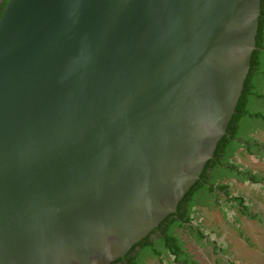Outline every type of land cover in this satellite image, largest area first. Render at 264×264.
<instances>
[{"label":"water","instance_id":"obj_1","mask_svg":"<svg viewBox=\"0 0 264 264\" xmlns=\"http://www.w3.org/2000/svg\"><path fill=\"white\" fill-rule=\"evenodd\" d=\"M260 4L7 0L0 264H110L175 213L235 112Z\"/></svg>","mask_w":264,"mask_h":264},{"label":"rangeland","instance_id":"obj_2","mask_svg":"<svg viewBox=\"0 0 264 264\" xmlns=\"http://www.w3.org/2000/svg\"><path fill=\"white\" fill-rule=\"evenodd\" d=\"M234 161L238 167H247L255 175L264 174L263 154L261 159L238 154L233 157ZM235 179L227 183L230 200L221 196L212 198L209 205L194 207L191 222L198 229V236L181 230L186 249L197 264H264V228L252 219L255 214L252 217L243 215L244 209L264 214V190L240 175ZM209 242L223 259L211 249ZM164 260L173 262L169 256ZM158 261L148 259L145 264H159Z\"/></svg>","mask_w":264,"mask_h":264},{"label":"trees","instance_id":"obj_3","mask_svg":"<svg viewBox=\"0 0 264 264\" xmlns=\"http://www.w3.org/2000/svg\"><path fill=\"white\" fill-rule=\"evenodd\" d=\"M6 2L7 0H3L0 4V14ZM260 6L261 13L256 34V49L252 53L250 69L245 79L235 112L227 127L226 134L218 141L213 157L204 167L201 174L202 177L200 176L178 203L176 212L168 215L161 221L157 228L132 247V251L136 248L139 249L137 260L139 263L144 262L147 256L158 258L162 253H166L173 259V262L166 260L165 264H177L178 262H182L183 264H197L195 261H192L191 255L185 248L186 241L183 239L181 230H187L192 235L198 236L199 232L194 227L187 226L185 223L192 221L191 214L194 207L209 205L212 198L218 199L221 197L216 190H213V187L224 190L228 194L229 191L227 190L225 180L236 175L235 169L238 166L235 161L232 162V159L241 144L233 141V139L248 135L249 126L242 123L244 122L243 118L246 116L255 117L256 115L254 108L247 103V100L253 96L251 93V80L257 69L256 59L258 56H264V50H261L264 48V40L260 39L264 21V0H261ZM259 85L262 87V83H259ZM235 124H238L240 128L234 129ZM228 133L230 137H228ZM212 167L215 169L213 176L209 174ZM207 184H211V186L209 187ZM237 201L241 202L242 199H237Z\"/></svg>","mask_w":264,"mask_h":264},{"label":"flooded vegetation","instance_id":"obj_4","mask_svg":"<svg viewBox=\"0 0 264 264\" xmlns=\"http://www.w3.org/2000/svg\"><path fill=\"white\" fill-rule=\"evenodd\" d=\"M3 2V0H0V4ZM261 40H264V21L262 25V34L260 37ZM260 49V48H259ZM263 50V48L261 49ZM257 63V69L253 76V79L251 80V93L253 96L249 97L247 100V103L252 105L254 108V111L256 113L255 117H244V122H242L244 125L249 126V133L246 136H239L233 139L235 142H239L241 144L240 148L236 151L235 156L238 154L244 155L247 154L248 156H251L256 159H261V155H264V56L260 57L258 56L256 59ZM263 81V82H262ZM259 83H262V87L259 85ZM256 94V95H255ZM241 123V126H242ZM240 126L238 124H235L234 129H239ZM228 137H230L228 133ZM238 139V140H235ZM215 152V151H214ZM261 153V154H260ZM232 166V165H231ZM233 167V166H232ZM204 170V169H203ZM203 172V171H202ZM201 172V174H202ZM236 175L231 178H226L225 183H230L232 180H236L235 178L239 175L240 177H245L246 181L250 184H255L261 187V190H264V174L261 173V175H255L252 173L249 168L247 167H237L235 169ZM209 174L213 176L215 174V169L212 167L209 171ZM202 177V175H200ZM260 178V179H259ZM209 187L211 184H207ZM213 190H216L219 195H221L224 199L230 200V195L226 193L224 190H219L215 187H213ZM228 190V189H227ZM255 214V218L253 217V220H257L258 223L264 228V214L261 212H248V210L244 209L243 215L252 217ZM186 225L194 227L195 230L198 232V229L193 225L192 222H185ZM188 237H191L189 235ZM211 244V242H209ZM186 248V245H185ZM211 249L216 252V248L211 244ZM187 250V249H186ZM132 248L128 251V253L115 261H113L110 264H145V261L148 259H156L159 260V264H165L166 256L168 257L166 253H162L158 258H155L154 256H147L146 260L144 262H138V255H139V249L136 248L134 251H132ZM217 255V252H216ZM218 256V255H217ZM164 257V259H163ZM219 257V256H218ZM227 259L229 258L226 256ZM221 258V257H219ZM223 259V258H221ZM227 259H224L228 262ZM178 264V263H177Z\"/></svg>","mask_w":264,"mask_h":264}]
</instances>
